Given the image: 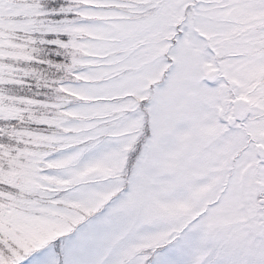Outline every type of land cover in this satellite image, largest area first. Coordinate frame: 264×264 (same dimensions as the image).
<instances>
[{
    "label": "snow or ice",
    "instance_id": "snow-or-ice-1",
    "mask_svg": "<svg viewBox=\"0 0 264 264\" xmlns=\"http://www.w3.org/2000/svg\"><path fill=\"white\" fill-rule=\"evenodd\" d=\"M0 264H264V0H0Z\"/></svg>",
    "mask_w": 264,
    "mask_h": 264
}]
</instances>
